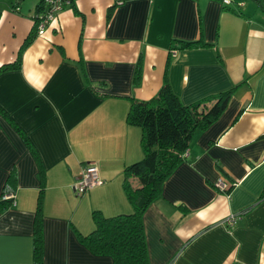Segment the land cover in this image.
Masks as SVG:
<instances>
[{
	"label": "crops",
	"instance_id": "1",
	"mask_svg": "<svg viewBox=\"0 0 264 264\" xmlns=\"http://www.w3.org/2000/svg\"><path fill=\"white\" fill-rule=\"evenodd\" d=\"M40 2L0 6V68L15 61ZM229 2L74 0L18 69L0 70V196L12 193L10 204L0 200V264L33 263L38 168L42 264H110L76 234L92 230V211L131 210L121 170L142 152L125 116L129 100L152 98L164 76L182 105L233 91L142 216L149 264H264V12L255 0ZM85 163L100 184L76 197Z\"/></svg>",
	"mask_w": 264,
	"mask_h": 264
},
{
	"label": "trees",
	"instance_id": "2",
	"mask_svg": "<svg viewBox=\"0 0 264 264\" xmlns=\"http://www.w3.org/2000/svg\"><path fill=\"white\" fill-rule=\"evenodd\" d=\"M11 1V6L18 4L13 2L14 0ZM255 1L259 9L264 12V4L259 0ZM70 7H74L73 3ZM35 11L40 12L41 6L37 5ZM36 23L35 17L15 61L9 66L1 67L0 70L20 67L21 53L35 39ZM180 45L181 48H192L196 47L198 43ZM138 72L137 66L133 79L135 86L139 82ZM232 91L233 89L207 96L188 105H182L171 92L164 76L162 85L152 98L129 100L125 122L140 130L142 152V157L139 160L124 165L121 170V185L131 210L128 213L112 216H103L99 211H92L90 218L93 228L86 235L76 234L79 245L92 256L108 258L110 264H149L142 216L149 205L160 197L164 181L184 160L193 133L205 130L221 115ZM15 129L20 132L17 128ZM90 165L92 164H83L80 172ZM42 175L41 168H38L39 191L33 221L32 264H42ZM75 182L76 180L73 182L72 192L76 197L84 196L89 190L100 184L99 181V184L78 193L73 189ZM230 188L231 186L227 187L225 191L228 192ZM1 194L12 195L8 190H4ZM263 198L264 192L259 199ZM1 202L10 204L12 199ZM2 209L0 208V210Z\"/></svg>",
	"mask_w": 264,
	"mask_h": 264
},
{
	"label": "built area",
	"instance_id": "3",
	"mask_svg": "<svg viewBox=\"0 0 264 264\" xmlns=\"http://www.w3.org/2000/svg\"><path fill=\"white\" fill-rule=\"evenodd\" d=\"M74 0H41V13L36 16L37 23H36V35L41 36L47 27L52 23L54 17L61 11L66 8H70L71 4ZM220 2L227 6L229 5V0H220ZM170 57H174L175 52H169ZM186 154V153H185ZM185 156V155H184ZM74 186V190L78 193H81L86 188H91L97 184H99L98 177H97V169L90 165L84 170H82L79 174V177L76 179ZM215 187L220 191H225L227 189V185L221 181L217 180L215 183ZM12 199L11 194H2L0 196L1 201H8ZM236 221L235 217H231L225 221V224L228 227H232Z\"/></svg>",
	"mask_w": 264,
	"mask_h": 264
},
{
	"label": "rangeland",
	"instance_id": "4",
	"mask_svg": "<svg viewBox=\"0 0 264 264\" xmlns=\"http://www.w3.org/2000/svg\"><path fill=\"white\" fill-rule=\"evenodd\" d=\"M232 1H234V0H232ZM246 1H249V0H246ZM259 1L262 2V4H264V0H259ZM4 2H8V0H0V6L2 4H4ZM36 2H38V0H23V1L19 2V4L20 5L23 4V6H27V5L29 6V5L36 3ZM9 4H10V1H9ZM21 11H22V9H21Z\"/></svg>",
	"mask_w": 264,
	"mask_h": 264
},
{
	"label": "water",
	"instance_id": "5",
	"mask_svg": "<svg viewBox=\"0 0 264 264\" xmlns=\"http://www.w3.org/2000/svg\"><path fill=\"white\" fill-rule=\"evenodd\" d=\"M21 1H23V0H14L15 3H19Z\"/></svg>",
	"mask_w": 264,
	"mask_h": 264
}]
</instances>
